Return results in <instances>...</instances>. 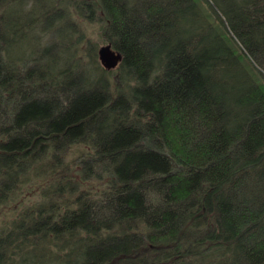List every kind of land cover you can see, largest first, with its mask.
Here are the masks:
<instances>
[{
  "label": "trees",
  "instance_id": "obj_1",
  "mask_svg": "<svg viewBox=\"0 0 264 264\" xmlns=\"http://www.w3.org/2000/svg\"><path fill=\"white\" fill-rule=\"evenodd\" d=\"M23 1L0 0V264H264V0Z\"/></svg>",
  "mask_w": 264,
  "mask_h": 264
},
{
  "label": "rangeland",
  "instance_id": "obj_2",
  "mask_svg": "<svg viewBox=\"0 0 264 264\" xmlns=\"http://www.w3.org/2000/svg\"><path fill=\"white\" fill-rule=\"evenodd\" d=\"M23 3L24 4L22 6H23V10L25 12L28 8H30L31 0H24ZM67 4H68L67 0H61V3L59 6L61 8H63V6H65ZM66 9L70 10V7L68 6V7H66ZM58 14L59 13H57V12L50 13L49 15H46V17L43 19V22L41 23V25L37 24V25L32 26V29H31L32 33L34 34V36H36L37 40H39L40 45H42L43 43L46 42V40H48L49 33L47 32L46 27H48L52 23V20H54L58 17ZM99 14L101 15V13H99ZM91 15L96 16L95 12H92ZM73 17H75L76 19L75 18L73 19ZM77 18L78 17L76 15L72 14V21L75 22V24H76L75 27L81 28L82 35L84 36V38L86 40H89L91 44H94V43L96 44V52L98 53L97 57L99 58L100 48L108 46V45L102 43V39L100 36V22H98L97 20L96 21H88V19L83 20L81 18H78V19ZM42 29L45 30V32ZM82 46L85 47L84 44ZM85 60H86V58H85ZM99 62H100V59H99ZM100 64L102 65L101 62H100ZM116 68H118V64L115 68H112V69H116ZM20 191H21L20 194H22V198L25 199L26 202H27V200L33 198L34 195L36 194L35 188H33L31 190L29 189V192H28L27 187H22L20 189ZM18 206H19V204H18L17 198L16 199H8L6 202L0 204V228L1 229L4 226H6L7 223L9 222L10 216L12 215V209L14 207L17 208ZM20 206L21 207L24 206L23 201L20 202ZM1 229H0V231H1Z\"/></svg>",
  "mask_w": 264,
  "mask_h": 264
},
{
  "label": "bare ground",
  "instance_id": "obj_3",
  "mask_svg": "<svg viewBox=\"0 0 264 264\" xmlns=\"http://www.w3.org/2000/svg\"><path fill=\"white\" fill-rule=\"evenodd\" d=\"M99 59L104 68L112 69L119 64L120 55L110 48L109 50L99 51Z\"/></svg>",
  "mask_w": 264,
  "mask_h": 264
},
{
  "label": "water",
  "instance_id": "obj_4",
  "mask_svg": "<svg viewBox=\"0 0 264 264\" xmlns=\"http://www.w3.org/2000/svg\"><path fill=\"white\" fill-rule=\"evenodd\" d=\"M109 49H110L109 46H106V47L100 48L99 51H105V50H109Z\"/></svg>",
  "mask_w": 264,
  "mask_h": 264
}]
</instances>
